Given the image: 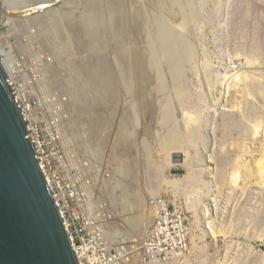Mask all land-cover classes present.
Returning <instances> with one entry per match:
<instances>
[{
	"label": "rangeland",
	"instance_id": "obj_1",
	"mask_svg": "<svg viewBox=\"0 0 264 264\" xmlns=\"http://www.w3.org/2000/svg\"><path fill=\"white\" fill-rule=\"evenodd\" d=\"M60 1L62 3L57 5V10L54 7L55 12H57L56 17L66 15L67 3L69 6L72 5V8L75 7L72 9L74 12L77 10L81 14L80 10H82V14L87 15H79V12L75 13L78 16L74 14V20L70 16L73 12L68 6L67 9L69 11L66 16L70 17V19L68 17L69 20H67L66 16L64 18L58 17L54 20L46 19L48 25L51 27L55 25L56 27L53 26L54 29L60 28V32L59 29L57 32L53 28L51 29L50 26L47 29L42 23L40 25L43 28L38 24L31 26L32 34L30 35L27 34L29 32L24 31L20 26L16 27V29L18 30L19 28V30L23 31H20L18 35L9 33L8 30L4 29L7 25H2L1 17L0 45L7 48L8 52L10 50L13 51L11 53L12 58L26 57L28 66L33 67V69L38 70L42 74L44 84L49 91L60 96H68V93H70L68 98L69 100L71 99L70 111L72 112L69 113V118L67 117L65 121L66 150L75 156L77 162L87 160L89 159L88 156H90L93 159V161L90 159L91 163L96 164L97 162L96 166L106 168L105 171L108 169L110 186L116 179H120V174L117 172L119 166H121L120 162L123 163L122 165L125 164L124 166L129 167V175L131 176L126 178L124 186L126 188L129 187V178L131 180L133 175L140 179H137V181L139 180L137 184L141 188L142 193L146 194V198H140L138 203L140 206L144 205L146 211L150 213L151 208H149L148 202L152 197L162 195L166 196L174 204L180 202L191 227V247L194 256L190 261L186 259L177 264H262L261 258H264V193L256 186H252L244 194L241 191L232 193V189L228 185L229 174L234 170L235 159L239 154V144L244 141L251 142L248 121L241 118L238 113H235L232 119L227 118L229 116L225 114L228 113L227 108L224 107L225 103L216 107L214 105H216V99L222 98L224 76L231 75V63L239 65L240 60H249L260 64L264 68V0H106L104 2L106 6L102 0H90V2H88L89 0ZM77 3L80 4L78 5ZM112 5L117 6L116 9L119 12H116V16L119 19L120 26L123 27H121L122 30H125L123 32H126L128 36L134 31L138 40V45L135 48L139 47L142 55H145V60L150 66L152 65L153 69L156 68L159 71L160 78L158 81L149 84L146 81H137L134 78L135 76H133L134 74L127 70L123 57L133 47L130 40L131 37L129 38L130 35L128 37L125 35V38L122 37L119 44L117 43L118 41L113 42L116 40L113 37H109L110 34H105L108 32L104 33L103 26L108 23L110 18L114 17ZM59 8L64 12L60 11ZM103 10L105 11L103 12ZM108 12L112 17H107L109 16L107 15ZM89 14L98 15L101 19V25L98 27L99 29L101 28V31H98L97 42L94 43L96 45L93 44L96 53L93 50L92 52L99 57L107 59L111 65H109V69H117L119 72H123L122 76L124 77L122 86L120 85L121 88L113 90L115 92L112 90L110 93L108 92L106 105L111 103V108H108L109 111L107 108L105 110L104 107L96 106V110L93 109L92 113L85 107L87 106L85 89L89 87L88 84H86V88L82 85L83 88L80 86V79H82L84 71L78 67V65H82L83 61L88 62L93 55L89 51L86 52L84 50H80L81 53H79V49H82L80 40H78L79 23L84 17V19H90L91 15ZM77 17H81V19L76 20L78 19ZM104 18L109 19L105 21ZM136 19H139L140 23L137 21L139 24L135 23ZM65 21H70V23L67 22L66 24ZM136 25H139V27L137 26L135 30ZM36 28L37 34L35 33ZM45 36L46 42L44 41ZM58 36L62 37L58 38ZM38 40H41V43ZM93 41L95 42L94 38ZM118 44L121 47L124 45L123 49L127 54L123 55V49ZM93 45H90L91 48L88 46L89 49H92ZM97 46H100L102 50H97L101 49L100 47L97 48ZM65 58L67 60H64ZM112 66L115 68L113 67L112 69ZM175 68L178 69L176 78L173 73ZM260 77L264 79V72L260 73ZM77 79L79 83H77ZM261 83L264 86V81H261ZM114 88L116 87L112 89ZM82 89L85 93L80 92ZM136 92L139 93V96ZM179 103L181 106L178 105ZM165 104H168L170 113L167 116V121L159 123L161 116L159 108L162 109L163 107L161 106ZM180 107L186 109L194 119L189 129H184L183 124L189 125L186 121L189 117L180 116ZM104 111H107L105 114L110 118V125L104 126L105 128H102V126V129L96 126L95 130L98 128L97 131L89 130L84 135H82V132H76L80 128L78 126L87 123L90 126L93 118ZM83 112L84 115L88 112L86 118L83 116ZM245 113L249 119L259 118L264 121V94L262 97L256 93L254 101L248 100ZM134 114L135 116L137 115L136 124L138 125L134 138L136 144L134 143L135 146L130 148L131 150L122 149L119 142H115L121 117L125 115L127 118H132ZM79 115L84 117V119L80 118ZM81 119L84 122H81ZM231 120L233 121L231 122ZM76 121L77 123L73 124ZM126 123L127 129H131L132 125L130 126V122ZM74 125L77 126L75 130H73ZM71 128L73 129L71 130ZM72 131L74 132V134L72 133L73 136L70 134ZM172 135L177 136V142L181 148L177 153L179 155L177 160L182 162L186 160L183 164L181 162H173L175 158L172 155L167 156L165 154L166 156H160L163 152L164 138ZM79 137L82 139L81 141H79ZM136 138L139 139V142ZM260 140L262 139L259 138L256 143ZM73 144L76 146L73 147ZM258 145L255 144L253 147H258ZM76 147L79 148L76 149ZM95 152L98 156L97 159L95 158ZM117 153H119V156ZM213 158H221L218 167L212 161ZM112 159L116 160L113 161ZM117 160L118 163H116ZM99 162L100 164H98ZM114 166L118 168H114ZM214 169H217L215 171L217 178L214 177ZM115 174L116 176L119 175L116 177ZM166 182L172 183L174 188L168 187ZM102 186L101 189L103 192L105 191L104 196L107 197L105 198L107 200L113 201V196L120 194V191H115V194H113L112 188L106 183H103ZM105 186H108L107 189ZM144 195L142 194V196ZM187 196H190V199H186ZM108 197L111 198L108 199ZM216 198L217 202L212 203ZM112 203L113 208L116 206V214L123 211V206H117L115 202ZM132 209L133 207H131ZM133 210L132 213L134 214L135 211L133 212ZM127 213H129V217L135 215H132L131 211H127L124 214L126 215ZM118 215H122L123 218L128 216ZM118 215L114 219L115 223L110 224L108 229L112 234L117 232L115 235L111 234L114 239H111L112 242L114 241L117 247L136 245V243L129 244L133 243V241L130 240L129 233L125 230V222L120 221L122 217L119 219ZM150 222L152 221L150 220ZM221 228L224 229L227 235H220L218 238H214L215 234L213 232L218 233ZM112 230L114 231L112 232Z\"/></svg>",
	"mask_w": 264,
	"mask_h": 264
},
{
	"label": "bare ground",
	"instance_id": "obj_2",
	"mask_svg": "<svg viewBox=\"0 0 264 264\" xmlns=\"http://www.w3.org/2000/svg\"><path fill=\"white\" fill-rule=\"evenodd\" d=\"M70 1V0H69ZM74 1V0H73ZM79 1V0H78ZM88 1V0H87ZM95 1V0H93ZM103 3L106 1V0H102ZM110 1V0H109ZM116 1V0H115ZM85 2V1H84ZM90 2V0L88 1ZM114 2V1H113ZM119 2V1H118ZM60 3H62L60 0H0V18L2 20V25H7L4 27V29L8 30L9 33H13L14 35H18L20 31H27L29 33L27 34H32V30H31V26H33L34 24H42L43 23V26H45V28L48 29V23L46 21V19H52L54 20L55 18L57 19L58 17H56V14L57 12H55L54 10V7L56 9L57 5H59ZM72 3V2H71ZM74 3V2H73ZM86 3V2H85ZM95 3V2H94ZM116 3V2H115ZM76 5V3H74ZM78 5L80 3H77ZM91 4V3H90ZM108 4V3H107ZM113 4V3H112ZM67 5L69 6V4L67 3ZM71 5V4H70ZM74 5V6H75ZM77 5V6H78ZM85 5V4H84ZM96 5V4H95ZM94 5V6H95ZM99 5V4H98ZM104 5L106 6V4L104 3ZM111 5V4H110ZM116 5V4H115ZM113 6L112 7V11H113V16L112 15H109V12L107 13V17H112V18H108L109 21L108 23H106L105 26H103V30H104V33L105 32H108V33H105L106 35L107 34H110L109 37H113L116 41H113V42H117L120 44L121 42V39L122 37L125 38V35H126V32H123L122 30V26H120V22H119V19L118 17L116 16V12L118 9H116L117 6ZM119 5V3H118ZM67 6V7H68ZM72 6V5H71ZM69 6L68 8H71V10L75 7H71ZM76 6V7H77ZM87 6V5H86ZM64 7V6H63ZM66 9L67 12L69 11V9ZM97 7V6H95ZM101 7V6H100ZM99 7V8H100ZM102 7H103V4H102ZM80 9V7H78ZM89 9V7H87ZM91 8V6H90ZM107 8V7H106ZM119 8V7H118ZM64 9V8H63ZM77 9V8H76ZM75 9V10H76ZM85 9V8H83ZM109 9V7H108ZM57 10V9H56ZM60 11H62L60 8H59ZM101 10V9H100ZM106 10V9H105ZM103 10V12L105 11ZM126 10V9H125ZM82 13L83 11L80 10ZM64 12V11H62ZM60 12V13H62ZM67 12H66V15H67ZM73 14H71V18L73 17V19L75 18L73 15L75 13H78L77 10L76 12H74L72 10ZM87 12V10H86ZM84 11V13H86ZM94 12V11H93ZM97 12V11H96ZM102 12V13H103ZM119 12V11H118ZM117 12V13H118ZM13 13H26V16L25 17H22V18H14V17H11V14ZM80 14V12L78 13L79 15H84V14ZM88 13V12H87ZM70 14V13H69ZM101 14V13H100ZM111 14V13H110ZM135 14V13H134ZM60 15V14H59ZM62 15V14H61ZM65 14L62 15L61 18H64L66 16ZM76 15V14H75ZM87 15V14H86ZM84 15V16H86ZM91 15V14H89ZM103 15V14H102ZM105 15V13H104ZM120 16V14H118ZM55 16V17H54ZM78 16V15H76ZM92 16V17H91ZM89 18L90 19H84L83 16V20L80 21V27H79V36H78V40H80V47H82V49H79V53L80 50H84V51H89L91 54H93L90 58V60L87 62V61H83L82 62V65L78 67L80 69H82V71H84L83 73V76L81 77L82 79H80V86L82 85L83 87L86 86V84H88V89L84 88L85 91L82 89L80 92H83L85 93V97H86V105L85 107H87L86 109H88L91 113H92V110L95 109L96 106H101V107H104V109L109 111V109L111 108V103L110 105L107 104L106 105V101H107V96L108 94L110 93V91L112 90H117L120 85L123 83L124 81V77L122 76V73L119 72L117 69H113L114 66H112V69L113 70H110L109 69V62L107 59H104L102 57H99L97 54L95 55L94 53H96V49L94 48V43H96V38H97V35H98V31H101L98 27H100L101 25V19L100 17L97 15H91ZM106 16V15H105ZM59 17V18H60ZM69 16H66L67 20ZM78 19L76 20H79L81 19V17H77ZM87 18V17H86ZM117 18V19H116ZM103 19V17H102ZM108 19H105L104 20H108ZM63 20V19H62ZM72 20V19H71ZM70 20V21H71ZM75 20V19H74ZM118 20V21H117ZM46 21V22H44ZM70 21L68 23H70ZM104 21V22H105ZM137 21L139 22V19L135 20V23L136 24H139L137 23ZM67 22L65 21V23L67 24ZM74 22V21H73ZM79 22V21H78ZM76 23V22H74ZM52 25V24H51ZM60 25V24H59ZM69 25H72V24H69ZM22 27L23 30H18L16 29V27ZM41 26V25H40ZM55 26V25H53ZM51 27V29L54 27ZM137 26L139 27V25H136V28L135 30L137 29ZM35 27V26H34ZM42 27V26H41ZM56 27V26H55ZM67 27V26H66ZM73 27V26H72ZM122 27V28H121ZM43 28V27H42ZM40 28V29H42ZM65 28V27H64ZM71 28V26H70ZM57 29V28H56ZM54 29L55 31L58 32V29H59V32H60V28H58L57 30ZM34 30V28H33ZM39 30V29H38ZM67 30V28H66ZM107 30V31H106ZM122 30V31H121ZM54 31V32H55ZM125 31V30H124ZM70 32V31H69ZM103 32V31H102ZM25 33V32H24ZM36 34L38 33L37 32V28H36ZM63 33V31H62ZM128 33V32H127ZM22 34V33H21ZM52 34V33H51ZM100 34V32H99ZM58 35V34H57ZM61 35V34H60ZM130 35V36H129ZM129 38L131 37V43L133 45L132 50H130V52L127 54L125 52V50L123 49V46L121 47V45L118 46L121 47V49H123V55L124 54H127V55H124L123 57V61L124 63L126 64L127 66V70H129V72L131 71L135 76L134 78H136L137 81H146L149 83H153L155 81H158L160 76H159V71H157L156 68H152L150 66V64L147 62V60H145V55H142L141 51H140V48H135L136 45H138V40L136 39V36H135V33L133 31V33L131 32V34H129ZM64 36V35H63ZM127 36V35H126ZM127 36V37H128ZM22 37V36H21ZM41 37V35H40ZM57 37V36H56ZM62 37V36H60ZM58 36V38H60ZM77 38V37H76ZM93 38L95 40V42L93 41ZM49 39V38H47ZM105 39V38H104ZM111 39V38H110ZM26 40V39H25ZM52 40V39H51ZM92 40V41H91ZM39 41V40H38ZM41 41V40H40ZM39 41V42H40ZM43 41V39H42ZM46 42V36H45V40ZM48 41V40H47ZM50 41V40H49ZM54 41V40H53ZM120 41V42H119ZM124 41V40H122ZM142 41V40H141ZM37 42V43H39ZM63 42V41H62ZM143 42V41H142ZM41 43V42H40ZM116 43V44H117ZM123 43V42H122ZM25 44V42H24ZM48 44V43H47ZM73 44V43H72ZM94 44V45H93ZM124 44V43H123ZM142 44V43H141ZM42 45V44H40ZM62 45V44H61ZM65 45V44H64ZM90 45H93L92 49H89ZM129 45V44H128ZM89 46V47H88ZM116 46V48L118 47ZM9 49H11L10 46H8ZM63 47V46H61ZM88 47V49H87ZM100 47V46H99ZM97 46V48H99ZM119 47L117 49H119ZM145 47V46H144ZM68 48V47H67ZM91 48V47H90ZM101 48V47H100ZM51 49V48H49ZM105 49V48H104ZM121 49H119L121 51ZM127 49V48H126ZM77 50V49H76ZM92 50L94 51V53L92 52ZM97 50H102L101 49H97ZM145 50V49H144ZM58 51V50H57ZM98 51V52H100ZM128 51V50H127ZM97 52V53H98ZM144 52V51H143ZM3 51L0 49V54H2ZM9 54L13 53V51H9L8 52ZM55 53V52H54ZM58 53V52H57ZM60 53V51H59ZM89 53V54H90ZM51 54V53H50ZM84 54V53H83ZM90 54V55H91ZM102 54V53H101ZM104 54V53H103ZM88 55V54H87ZM89 55V56H90ZM49 56V55H48ZM61 56V54H60ZM63 56V55H62ZM42 58V57H41ZM40 58V59H41ZM55 58V57H54ZM88 58V57H87ZM144 58V60H143ZM47 59V58H46ZM63 59V58H62ZM74 59V58H72ZM155 59V58H154ZM42 60V59H41ZM64 60H67L66 58ZM81 60V59H80ZM87 60V59H85ZM156 60V59H155ZM59 61V60H58ZM57 61V62H58ZM73 61V60H72ZM71 61V62H72ZM239 61V60H238ZM63 62V61H62ZM65 62V61H64ZM76 62V61H75ZM78 62V60H77ZM112 62V61H111ZM155 62V61H154ZM67 63V62H66ZM151 63L153 64V62L151 61ZM155 64H157L155 62ZM3 67L5 69H8L9 70V64L7 63H3L2 64ZM58 66V65H57ZM63 66V65H62ZM65 66V65H64ZM111 66V65H110ZM156 66V65H155ZM153 66V67H155ZM71 67V66H70ZM77 67V68H78ZM115 68V67H114ZM49 69V68H48ZM65 69V68H64ZM230 69H231V75H225L224 76V82L222 84V98L221 99H216V105H214L215 107L218 106V105H222L223 103H225V108H227V111L228 113H225L226 116H229L227 118H233L234 114L235 113H238L239 116L241 118H244V119H247L248 121V126H249V131H250V135H251V142L248 143L247 141H244L242 144H239L240 146V150H239V154L237 155L236 159H235V167H234V170L229 174V177H228V185H229V188L232 189V193H235L236 191H241L243 192V194L248 191L249 188H251L252 186H256L258 188H260V190H262V192L264 193V121L259 119V118H256V119H249V117L246 116V113H245V107L247 105V101L248 100H255V94L258 93L260 96L263 97V94H264V86L263 84L261 83V81H264L263 78L260 77V73H263L264 72V68L260 65V64H257L255 62H251L249 60H245V61H242L240 60V64L238 65H235V63H231L230 65ZM50 70V69H49ZM78 70V69H77ZM63 72V70H62ZM67 72V71H66ZM65 73V72H64ZM80 73V72H79ZM174 76L175 78L178 76V69L175 68L174 71ZM54 74V73H53ZM69 74V73H68ZM72 74V73H71ZM55 75V74H54ZM71 76V75H70ZM81 76V75H80ZM61 77H64V76H61ZM73 77V75H72ZM75 77V76H74ZM77 77V76H76ZM79 77V76H78ZM126 77V76H125ZM62 79V78H61ZM71 80V79H70ZM76 80V79H74ZM52 81V80H51ZM63 81H65L63 79ZM78 81V79H77ZM135 81V80H134ZM71 82V81H70ZM75 82V81H74ZM72 82V83H74ZM85 82V84H84ZM52 83V82H50ZM64 83V82H63ZM69 83V82H68ZM79 83V81L77 82ZM83 83V84H81ZM67 84V83H66ZM64 85V84H63ZM54 86V84H53ZM71 86V85H70ZM81 86V87H82ZM122 86V85H121ZM64 87V86H63ZM66 87V86H65ZM69 87V86H68ZM72 87V86H71ZM75 87V86H74ZM82 87V88H83ZM113 87H116L114 89H112ZM140 87V86H139ZM58 88V87H57ZM121 88V87H120ZM129 88V86H128ZM131 88V87H130ZM137 88V87H136ZM140 88H143V87H140ZM76 89V88H75ZM124 89V88H123ZM139 89V88H137ZM145 89V88H144ZM72 90V88H71ZM120 90V89H119ZM58 92V91H57ZM63 92V91H61ZM72 92V91H71ZM73 92H75L73 90ZM109 92V93H108ZM115 92V91H113ZM64 93V92H63ZM62 93V94H63ZM79 93V92H78ZM138 93V92H136ZM70 95V93H68ZM81 94V93H80ZM112 94V93H111ZM130 94V93H129ZM143 94V93H142ZM68 95V96H69ZM76 95V94H75ZM127 95V94H126ZM139 96V93L137 94ZM66 96V95H65ZM79 96V94H78ZM84 96V95H83ZM142 96V95H141ZM74 97V95H73ZM72 97V98H73ZM110 97V96H109ZM133 97V96H132ZM75 98V97H74ZM81 98V97H80ZM143 98V97H142ZM82 99V98H81ZM146 99V98H144ZM148 99V98H147ZM71 100V99H70ZM139 100V99H138ZM137 100V101H138ZM142 100V99H141ZM224 100H226V102H224ZM73 101V100H72ZM77 101V100H76ZM82 101V100H81ZM84 101V100H83ZM110 101V100H109ZM145 101V100H144ZM136 102V101H135ZM140 102V101H139ZM73 103V102H72ZM75 103V102H74ZM137 103V102H136ZM143 103V102H142ZM145 103V102H144ZM77 104V103H76ZM131 104V103H130ZM139 104V103H138ZM147 104V103H146ZM180 105V103L178 104ZM71 106V105H70ZM74 106V105H72ZM113 106V105H112ZM117 106V105H116ZM155 106V105H154ZM181 106V105H180ZM77 107V106H76ZM110 107V108H109ZM128 107V106H127ZM133 107V106H132ZM145 107V105H144ZM147 107V105H146ZM153 107V106H151ZM157 107V105H156ZM155 107V108H156ZM162 109L159 108L160 110V113H161V116L159 118V123H164L165 121H167V116L168 114L170 113V108L168 107V104H165L163 106ZM98 108V107H97ZM100 108V107H99ZM109 108V109H108ZM113 108V107H112ZM142 108V107H141ZM181 108V107H180ZM82 109V108H81ZM80 109V110H81ZM116 109V107H115ZM114 109V110H115ZM177 110V108H175ZM79 110V109H78ZM96 110V109H95ZM101 110V109H100ZM99 110V111H100ZM113 110V109H112ZM145 110V109H144ZM155 110V109H154ZM125 111V110H124ZM143 111V110H142ZM72 111H70L71 113ZM94 112V111H93ZM105 112L107 113V111H104V112H100L99 114H97L93 120L91 121L92 123V126L90 124V126L88 125L89 123L87 124H82L81 126H78L79 129H77L76 127L77 126H73V128H71V130H75V128L77 129V131H79L78 133L82 132V135H84L87 131L89 130H95L96 126L97 127H100L99 129H102V128H105L106 125H110V118L107 114H105ZM115 112V111H114ZM131 112V111H130ZM144 112V111H143ZM142 112V114H143ZM155 112V111H154ZM74 113V112H73ZM89 113V114H91ZM157 113V112H156ZM154 113V114H156ZM81 114V112H80ZM86 114V113H85ZM94 114V113H93ZM109 114V113H108ZM132 114V112H131ZM180 116L181 117H189L188 119H186V121L189 123V125L187 124H183L184 126V129H189V126L190 124H192V121H194V119L192 118V116H190L189 112L186 111V109H182L180 110ZM70 115V114H69ZM74 115V114H73ZM88 115V112L87 114ZM86 115H84V112H83V116H85V118L87 117ZM111 115V114H109ZM126 115V114H125ZM125 115H123L121 118V121H120V124H119V128L117 130V133H116V137H115V142H119V145L120 147H122V149H130L132 148L133 146H135V141H134V138H135V135H136V131H137V120H136V116L135 114L133 115V117L131 118H127ZM128 115V114H127ZM150 115V114H149ZM72 116V115H71ZM80 116V115H79ZM78 116V117H79ZM82 116V114H81ZM80 118H83L84 117H81ZM91 116V115H90ZM112 116V115H111ZM117 116V115H115ZM121 116V115H120ZM73 117V116H72ZM75 117V116H74ZM69 118V117H68ZM90 118V117H89ZM88 118V119H89ZM120 118V117H119ZM118 118V120H120ZM155 118V117H154ZM128 119V120H127ZM130 119V120H129ZM82 120V119H81ZM113 120V119H112ZM117 120V121H118ZM126 120V121H125ZM234 120V119H233ZM231 120V122L233 121ZM70 121V119H69ZM73 121V120H72ZM80 121V120H78ZM87 121V120H86ZM130 122V126L132 125V127H130L131 129H127V123L126 122ZM81 122H84L83 120ZM88 122V121H87ZM116 122V121H115ZM77 123L74 122L73 124ZM113 123V121H112ZM72 124V123H71ZM80 124V122H79ZM77 125V124H76ZM116 125V124H115ZM72 126V125H70ZM103 126V127H102ZM105 126V127H104ZM141 126V125H140ZM102 127V128H101ZM107 129V128H106ZM98 128L95 130L97 131ZM103 131V130H102ZM109 131V130H107ZM72 133L74 134V132L72 131L70 134L72 135ZM69 134V133H68ZM76 134V133H75ZM139 134V133H137ZM81 135V134H80ZM73 136V135H72ZM93 136V135H92ZM140 136V134L138 135ZM68 137V136H67ZM81 137V136H80ZM79 137V141H81L82 139ZM84 137V136H83ZM114 137V135H113ZM137 137V136H136ZM75 138V137H74ZM96 138V137H95ZM99 138V137H97ZM106 138V137H105ZM262 139L260 140L258 143H256V141H258V139ZM67 138H65L66 140ZM69 139V138H68ZM137 141L139 140L138 138H136ZM135 139V140H136ZM78 140V138H77ZM89 140V139H88ZM87 140V142H88ZM93 140V139H92ZM97 140V139H96ZM101 140V138H100ZM74 141V140H72ZM71 141V142H72ZM76 141V140H75ZM84 141V139H83ZM82 141V142H83ZM102 141V140H101ZM110 141V139H109ZM114 142V141H113ZM139 142V141H138ZM69 143V142H68ZM75 143V142H74ZM84 143V142H83ZM91 143V142H90ZM93 143V142H92ZM100 143V141H99ZM135 143V144H134ZM77 144V143H76ZM88 144V143H87ZM85 144V145H87ZM94 144V143H93ZM97 145V143H95ZM255 144H259L258 147L254 146ZM74 145V144H73ZM138 145V144H137ZM72 146V145H71ZM76 145H74L73 147H75ZM88 146V145H87ZM95 146V145H94ZM102 146V145H101ZM100 146V147H101ZM68 147V146H67ZM82 147H84L82 145ZM106 147V146H105ZM115 147V146H114ZM119 147V148H120ZM140 147V146H138ZM79 148V147H76V149ZM108 148V147H107ZM85 149V147H84ZM87 149V148H86ZM104 149V148H103ZM117 149V148H116ZM120 149V150H122ZM141 149V148H140ZM238 149V147H237ZM118 150V149H117ZM131 150V149H130ZM137 150V149H136ZM162 154H160V156H164L165 154L167 156H173V158H175L173 160V162H181L182 164L184 162L182 161H178L177 158L179 155H177L178 151L181 150L178 142H177V136L176 135H172L170 137H165L164 138V147H162ZM74 151V150H73ZM98 151V150H96ZM139 151V150H138ZM226 151V150H225ZM90 152V151H89ZM94 152V151H93ZM100 152V151H99ZM86 153V152H84ZM96 153V152H95ZM161 153V151H160ZM103 154V153H102ZM118 156H119V153H117ZM126 154V153H125ZM138 154V153H137ZM141 154V153H140ZM96 155V159L98 158L97 156V153L95 154ZM104 155H106L104 153ZM103 155V157H104ZM112 155V154H111ZM139 155V154H138ZM165 155V156H166ZM113 156V155H112ZM111 156V157H112ZM121 156V155H120ZM126 156V155H125ZM137 156V155H136ZM89 159H92L90 158V156H88ZM93 157V156H92ZM102 157V158H103ZM131 157V156H129ZM101 158V157H100ZM105 158V157H104ZM116 158V156H115ZM129 159V158H128ZM134 159V158H133ZM113 160V159H112ZM116 160V159H115ZM113 160V161H115ZM221 158H213L212 161L215 163V165H217L218 167V164L220 162ZM93 161V159H92ZM98 161V160H97ZM101 161V160H100ZM111 161V160H110ZM122 161V160H121ZM223 161V159H222ZM102 162H103V159H102ZM124 162V161H123ZM131 162V161H130ZM118 163V160L117 162ZM127 163V162H126ZM97 164V162H96ZM100 164V162L98 163ZM111 164V163H110ZM123 163L120 162V165L119 168L117 166H114V168H118L117 172L120 174H118L120 176V179H116V181L114 183L111 184L110 186V180L105 178V181L104 183H106L107 185H109L111 188H112V191H113V194H115L114 192L117 191L119 192L120 191V194L119 195H114L113 196V201H110L108 200V210H110L112 216H111V221L110 224L112 225L114 222V219L117 218V215L118 214H123L124 216L128 215L129 213H127L126 215L124 213H126L127 211H131L132 213V210L133 212L135 211V215L132 213V215L134 216H130L129 215L127 217H124L121 215L119 217V219H121L120 217H122V220L120 221H124L125 222V225H126V231H128L129 233V238L130 240L133 241V243H129V244H134L136 243L135 246H138L143 242L142 241V237L144 236L145 234V231L147 229V227L149 226V224L151 223L150 220L152 221L153 220V210L151 209V213L149 211H146V209L144 208V205L140 206V204L138 203L139 202V199L140 198H146V194L145 193H142L141 191V188H139L137 182L140 180L139 178H136V176H132L131 180L129 178V187L126 188V186H124V182L126 180V178H128V176H131L129 175V167L127 168L126 166L122 165ZM128 164V163H127ZM133 164V163H132ZM136 165V164H135ZM134 165V166H135ZM109 166V165H108ZM129 166V164H128ZM131 166V165H130ZM246 167H247V170H246ZM108 168V167H107ZM111 168V166H110ZM140 168V167H139ZM106 168H102V174L106 173L108 171H105ZM132 169V168H131ZM112 170V169H111ZM114 170V169H113ZM135 170V169H134ZM217 169H214L213 171V174H214V177L217 178V174H215V171ZM137 171V170H136ZM139 171V170H138ZM133 172V171H131ZM111 173V172H110ZM113 173V172H112ZM116 173V172H115ZM135 173V171H134ZM109 174V173H108ZM146 174V173H145ZM111 175V174H110ZM117 175V176H118ZM138 175V174H137ZM114 176V175H113ZM116 176V174H115ZM114 176V177H115ZM116 176V177H117ZM145 176V175H144ZM247 176V178H246ZM213 177V178H214ZM112 178V176H111ZM137 179H139L137 181ZM141 182V181H140ZM128 184V182H127ZM126 184V185H127ZM103 185V184H102ZM166 185H168V187L170 186V188H174L173 187V184L170 183V182H166ZM103 187V186H102ZM106 189L108 186H105ZM105 189V190H106ZM110 189V188H109ZM108 189V190H109ZM145 189V188H144ZM220 189V187H219ZM146 190V189H145ZM111 191V192H112ZM105 192V191H104ZM147 193V192H146ZM106 194V193H105ZM142 194L145 196H142ZM261 194V193H260ZM110 195V194H109ZM112 196V195H111ZM264 196V194H263ZM105 197V196H104ZM148 197V195H147ZM107 198V197H105ZM111 197H108V199H110ZM186 199H190V196H187ZM107 200V199H106ZM145 200V199H144ZM143 201V200H142ZM142 201H140V203H142ZM112 202H115L117 203V206H123V211H120L122 213H118L116 214V206L115 208H113V203ZM131 202V203H130ZM217 202V198L215 200L212 201V203H216ZM114 203V205H115ZM145 203V202H144ZM143 203V204H144ZM136 204V205H135ZM191 204V203H190ZM131 207H133V209L131 210ZM119 208V207H118ZM148 208V207H147ZM145 209V210H144ZM119 211V210H117ZM124 212V213H123ZM130 213V214H131ZM152 218V219H151ZM121 222V223H122ZM124 226V224H123ZM125 227V226H124ZM123 227V228H124ZM113 228V227H112ZM111 228V229H112ZM226 230V229H225ZM114 230H112L113 232ZM116 231V230H115ZM107 235H109V238L113 239V236H111V232L107 231ZM125 232V231H124ZM117 232H113L112 235H115ZM215 235H214V238H218L220 235H227L224 231V229H220V231L218 233H216L215 231L213 232ZM127 235V234H126ZM230 236V235H229ZM230 238V237H229ZM114 240V239H113ZM120 240V239H119ZM131 241V242H132ZM124 242V241H123ZM126 242V241H125ZM114 244V247L117 248V246L115 245L114 241L112 242ZM120 243V242H119ZM122 244V243H121ZM190 244H191V228H190ZM123 245V244H122ZM121 245V246H122ZM125 245V244H124ZM122 247H119L117 249H120ZM187 261H190V259H187ZM261 261H262V264H264V258H261Z\"/></svg>",
	"mask_w": 264,
	"mask_h": 264
},
{
	"label": "built area",
	"instance_id": "obj_3",
	"mask_svg": "<svg viewBox=\"0 0 264 264\" xmlns=\"http://www.w3.org/2000/svg\"><path fill=\"white\" fill-rule=\"evenodd\" d=\"M1 63H8L7 82L28 123L29 138L52 190L58 211L79 264H177L192 259L190 224L180 202L166 196L149 199L153 220L138 246L114 247L107 235L111 212L101 189L108 172L91 163L77 162L65 147L68 96L48 90L42 74L29 67L26 57L12 58L0 45Z\"/></svg>",
	"mask_w": 264,
	"mask_h": 264
},
{
	"label": "water",
	"instance_id": "obj_4",
	"mask_svg": "<svg viewBox=\"0 0 264 264\" xmlns=\"http://www.w3.org/2000/svg\"><path fill=\"white\" fill-rule=\"evenodd\" d=\"M0 264H79L1 61Z\"/></svg>",
	"mask_w": 264,
	"mask_h": 264
}]
</instances>
